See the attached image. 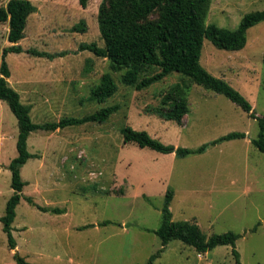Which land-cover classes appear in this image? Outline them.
Segmentation results:
<instances>
[{
    "label": "rangeland",
    "instance_id": "374dc122",
    "mask_svg": "<svg viewBox=\"0 0 264 264\" xmlns=\"http://www.w3.org/2000/svg\"><path fill=\"white\" fill-rule=\"evenodd\" d=\"M8 1L0 0V7ZM32 1L37 10L29 16L20 44L25 50L66 53L54 59L26 51L5 57L10 85L23 103L34 106L33 122L81 118L114 104L119 110L106 121L30 134L28 150L36 156L21 169L27 184L13 222L17 247H9L0 222V264H16V253L36 264H148L162 246L155 230L162 223L168 189L174 190L173 220L196 222L207 236L235 231L241 234L236 243L241 263L264 264V152L252 143L258 120L224 94L197 83L190 86V110L183 123L162 118V98L182 80L179 73L139 90L122 82L124 69L114 71L107 58L79 49L86 42L105 46L98 23L101 0H89L87 7L79 0ZM256 10H264V0H212L206 22L235 29L246 13ZM75 25L86 29L75 31ZM8 30L7 22L0 23V66L3 49L11 44ZM263 54L264 20L248 29L241 50L221 49L205 39L201 63L239 90L257 116H263ZM46 72L66 74L67 79L57 76L48 86L39 83L38 76ZM106 72L118 89L99 102L91 94ZM43 94L49 105L42 103ZM125 125L147 130L175 147L197 148L232 131L245 132L246 137L178 157L124 142ZM18 133L16 115L0 100V216L14 191L9 164L18 154ZM26 196L60 212L43 211ZM232 250L221 245L199 253L175 239L153 264H236Z\"/></svg>",
    "mask_w": 264,
    "mask_h": 264
},
{
    "label": "trees",
    "instance_id": "16d2710c",
    "mask_svg": "<svg viewBox=\"0 0 264 264\" xmlns=\"http://www.w3.org/2000/svg\"><path fill=\"white\" fill-rule=\"evenodd\" d=\"M89 0H79L82 7H87ZM212 0H101L98 10V23L105 46L96 42L82 43L80 50H90L99 57L107 58L114 71L125 70L121 76L124 84L136 89H143L163 80L172 72L182 76V80L170 86L162 98V118L182 124L189 108V90L192 83H197L208 90L224 94L231 101L258 120L259 132L252 143L264 152V115L257 116L252 103L226 79L210 73L201 63L204 40H211L218 48L230 51L241 50L247 43V31L250 27L264 20V10L246 13L237 28L229 29L215 23L207 24ZM37 7L32 0H9L0 7V23H8V40L11 43L3 49L0 66V100L8 103L16 115L19 125L17 137L18 154L9 169L12 172L11 185L13 194L7 201L5 213L0 216L3 230L7 233L9 247H17L13 235V222L17 215V206L24 197L26 182L21 175L22 167L36 154L28 150V138L33 131H56L68 125L89 121H106L119 110L114 104L101 108L84 117H63L59 121L35 123L31 118V106L21 100V94L10 83V67L5 57L12 52L26 51L38 57L54 59L66 55L65 52L49 53L35 48L27 50L20 44L25 37L29 16ZM85 26L75 25L73 30H85ZM264 58V54H263ZM118 89L112 74L102 75L100 83L92 90V98L99 102L111 97ZM124 142L137 143L162 153L174 152L178 157L204 153L210 145L246 137L245 132L232 131L210 143L197 148L175 147L153 137L147 130H138L130 125L122 128ZM174 190L168 189L163 206L162 223L155 230L161 239V248L154 253L148 264H153L169 242L179 239L194 247L199 253H205L221 245L233 247L236 264H242L240 253L236 249L241 234L229 230L207 236L196 222L189 220L175 221L170 205ZM25 199L43 211L60 212L59 208H46L37 204L31 196ZM105 221L102 224H107ZM257 229L256 227L254 228ZM16 264H36L26 257L15 254Z\"/></svg>",
    "mask_w": 264,
    "mask_h": 264
},
{
    "label": "crops",
    "instance_id": "0c3cea01",
    "mask_svg": "<svg viewBox=\"0 0 264 264\" xmlns=\"http://www.w3.org/2000/svg\"><path fill=\"white\" fill-rule=\"evenodd\" d=\"M57 76H61L62 77V79H65L64 81H66V79H67V75L65 74V75H61V74H56L55 72H46V73H44V74H40L38 77H39V80H40V82L39 83H42V84H44V85H50V84H52L53 82H56L55 80L53 81V78L54 77H57ZM65 76V77H64ZM47 77H49L50 78V80H47L46 78ZM39 80H37V81H39ZM42 99H41V101H43L42 103H47L48 104V102H49V100L47 99V97L43 94L42 95ZM27 104H29V102L27 103ZM30 106H31V103L29 104ZM49 105V104H48ZM32 109H34V106H31V110Z\"/></svg>",
    "mask_w": 264,
    "mask_h": 264
}]
</instances>
